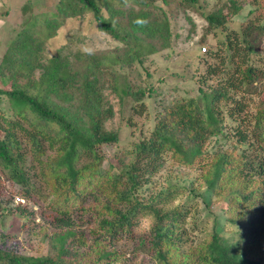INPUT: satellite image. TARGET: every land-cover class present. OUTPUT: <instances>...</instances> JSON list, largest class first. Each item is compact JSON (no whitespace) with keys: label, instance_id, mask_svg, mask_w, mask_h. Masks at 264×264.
Returning <instances> with one entry per match:
<instances>
[{"label":"trees","instance_id":"obj_1","mask_svg":"<svg viewBox=\"0 0 264 264\" xmlns=\"http://www.w3.org/2000/svg\"><path fill=\"white\" fill-rule=\"evenodd\" d=\"M41 1L53 8L42 26L46 34L66 17L89 13L114 45L96 54L45 56L35 15L7 43L0 79L9 85L0 87V100L11 113L0 107V182L38 205L33 212L51 233L47 252L37 255L6 246L0 234V264H264V69L258 65L264 0H251L250 15L236 28L229 25L243 6L236 0L217 1L214 9L207 0ZM32 5L26 0L21 10ZM174 7L202 15L216 38L217 48L203 59L202 102L179 97L146 137L107 154L117 164L101 168L99 147L118 140L104 126L113 109L103 89L117 92L122 67L169 46ZM123 90L138 110L135 104L142 106L152 87ZM247 102L253 113H246ZM167 154L181 165L202 164L204 193L170 184L142 194ZM179 191L201 196L210 228L196 229L200 214L186 200L163 207ZM205 193L223 202L220 213ZM141 215L152 222L138 232ZM187 224L200 240L193 241Z\"/></svg>","mask_w":264,"mask_h":264},{"label":"rangeland","instance_id":"obj_2","mask_svg":"<svg viewBox=\"0 0 264 264\" xmlns=\"http://www.w3.org/2000/svg\"><path fill=\"white\" fill-rule=\"evenodd\" d=\"M24 1L26 0H7L6 7L3 4L0 5V60L7 43L19 31L27 27L25 23L29 22L27 17L30 15L38 16L34 26L38 31H42L39 32V37L44 42L43 53L45 56H50L57 50H61V53L70 51L73 54L79 51L96 54L113 47V40L98 30L89 13L66 17L54 29L53 33L46 34L42 26L45 22L44 19L50 15L53 8L47 1L31 0L35 2V5L22 11L21 6ZM217 1L219 5L224 0H207L206 7L214 9ZM236 1L242 2L243 6L229 21L230 27L233 28L238 27L242 20L247 19L250 15L249 9L253 7L251 0ZM6 8L7 14L4 13ZM174 8L169 16L172 29L169 46L157 48L155 52L146 55L142 62L136 61L128 67H122L117 72V92L112 91L109 87L103 89L104 101L113 109V115L105 121L104 126L107 130L115 131L118 134V140L112 146L99 147L101 168L106 167L108 162L115 163L114 159L107 156L108 153L113 155L116 151L126 150L130 141L146 137L155 121L163 113L164 108L174 104L179 97H194L197 101H201L198 90L199 81L206 74V64L203 59L211 47L217 48L216 38L210 30H207V22L202 15L191 8L185 10ZM260 51L258 65L264 69V33L261 36ZM214 61L213 58L208 60L210 63ZM8 85V83H2L0 79V87L6 88ZM146 86L152 87L151 97L144 99L142 106L135 104L138 110H134L123 89L133 92ZM247 104L246 113H253L255 107H252L250 102ZM0 107L7 115L11 113L6 99L0 100ZM249 107L252 108L249 109ZM201 165L200 163L181 165L167 154L150 178L154 183L146 186L147 190L142 194L156 193L157 189L164 190L170 184L179 187H197L199 192L204 193L205 187L201 182L204 170H201ZM15 188L8 181L0 182V197L3 199L2 204L4 205L3 210L0 211L2 213L0 215V234H4L6 246L24 254L45 253L48 250V233H51V226L43 217L33 212L38 210V205L22 198L15 192ZM182 193L181 191L175 192L173 196L168 197L163 203V207L171 208L186 200L184 203L195 205L200 214L196 218L197 220L201 219V222L199 221L201 224L196 226V229L210 228L211 218L205 214V201L201 196L194 198ZM204 197L210 205V209L218 213L222 211L220 206L223 205V202L216 201L215 194L205 193ZM42 201L45 200L42 199ZM188 215L187 223L190 212ZM151 220L150 215H141L138 220V232L147 229ZM205 222L206 225L203 224ZM187 225L188 234L195 239L193 241L200 240L201 238L197 236L195 230H191L189 224Z\"/></svg>","mask_w":264,"mask_h":264},{"label":"crops","instance_id":"obj_3","mask_svg":"<svg viewBox=\"0 0 264 264\" xmlns=\"http://www.w3.org/2000/svg\"><path fill=\"white\" fill-rule=\"evenodd\" d=\"M1 4H3L5 7H6V5H7V0H0V5ZM7 8H6V10L4 11V13H6L7 14Z\"/></svg>","mask_w":264,"mask_h":264}]
</instances>
